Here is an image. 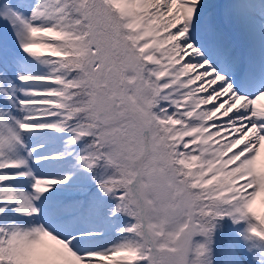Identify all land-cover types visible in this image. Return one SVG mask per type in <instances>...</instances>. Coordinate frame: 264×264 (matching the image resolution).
<instances>
[{
    "label": "snow or ice",
    "instance_id": "1",
    "mask_svg": "<svg viewBox=\"0 0 264 264\" xmlns=\"http://www.w3.org/2000/svg\"><path fill=\"white\" fill-rule=\"evenodd\" d=\"M0 264H264V0H0Z\"/></svg>",
    "mask_w": 264,
    "mask_h": 264
}]
</instances>
